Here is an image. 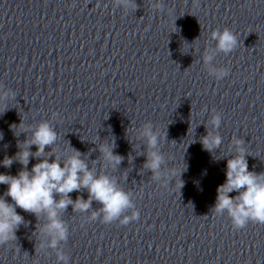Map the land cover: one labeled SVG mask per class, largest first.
<instances>
[{
	"label": "clouds",
	"instance_id": "1",
	"mask_svg": "<svg viewBox=\"0 0 264 264\" xmlns=\"http://www.w3.org/2000/svg\"><path fill=\"white\" fill-rule=\"evenodd\" d=\"M198 3L199 0H193V4L198 5ZM117 5L125 10L133 11L139 7L136 0H114V6ZM151 7L162 11L164 4L162 0H155L151 3ZM211 38L216 42V50L225 54L231 53L239 45L238 36L228 27L223 30H212ZM213 59L211 54H205L202 57L203 63L211 66L210 74L217 80L223 79L229 74V69L217 68L212 63ZM6 99L7 92L0 94V100ZM57 115L53 113L54 118ZM22 123L21 120L19 125H11L14 135H17L16 129ZM209 124L212 130H208ZM220 125V114L212 115L205 125L206 135L200 137L203 149L212 154L215 159L227 158L226 179L217 187L216 202L212 211L220 216L226 213L234 229H242L249 222L264 224V172L257 173L249 170L246 157L250 154L244 147L245 141L241 138L231 139L230 145L233 147L231 154L219 157L215 155L216 150L220 149L223 143V138L218 132ZM138 132L139 137L146 141L144 153L146 158L143 168L152 173L153 180L167 185L173 181L175 172L164 168L165 156L158 147L161 142L159 132L154 130L151 122L143 124ZM21 133H30V136L27 134L24 141L17 142L18 151L14 156H5L3 161H0L5 168H10L14 162L22 165L14 176L0 173V184L7 185L6 192L0 196V245L16 241V231L21 225L28 223L16 211L17 208L33 214L37 221L42 215L46 217L47 223L38 228V233L41 241L47 237V246L54 249L68 236V228L59 218L61 210L67 209L68 206H72L74 212L83 213L91 208L93 201H96L101 207L93 211L90 218L92 220L100 218L104 224L119 221L120 224L126 225L130 221L139 219V211H133L130 215L126 214L128 209L134 207L130 194L118 187L115 178L110 177L106 172L97 173L94 168H90L88 161L83 158L85 154L70 146V151L63 157L55 154L53 146L57 142L58 133L48 120H42L34 126L30 125L27 132ZM0 139H3L2 133H0ZM163 139H167V134ZM33 145L36 146L35 152L31 151ZM46 147L50 148V151H46ZM114 148V139L110 143L102 142L98 145V151L103 158V168L115 169L125 159L124 156L116 154ZM53 156L54 159L50 162ZM30 158H36L39 162L29 170ZM186 170L185 164L183 171ZM180 181L181 189L184 182L181 179ZM83 189L88 192L86 200L79 195L73 200L69 195ZM233 192L237 194L230 196L229 194ZM5 197H10L12 203H9ZM44 247L43 242L38 246L39 250ZM57 259L67 264V257L62 251H57Z\"/></svg>",
	"mask_w": 264,
	"mask_h": 264
}]
</instances>
